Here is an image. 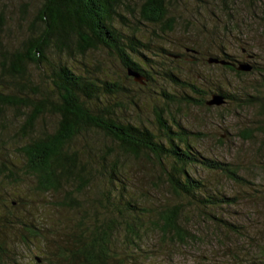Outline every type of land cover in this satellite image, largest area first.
<instances>
[{
    "label": "trees",
    "instance_id": "1",
    "mask_svg": "<svg viewBox=\"0 0 264 264\" xmlns=\"http://www.w3.org/2000/svg\"><path fill=\"white\" fill-rule=\"evenodd\" d=\"M31 4V0L22 3L27 26L14 43L1 35L6 18L4 12L0 13V102L24 117L18 133L26 143L20 152L26 159L27 172L34 178L33 190L42 195L57 194V206L77 211L78 216L71 224L41 221L36 225L19 220L18 232H10L6 227H14L12 218L17 220L18 216L1 210L0 264H29L22 258L23 251L28 258L36 249L39 264H142L157 250L146 248L149 231L158 236L157 252L176 250L195 238L186 226L183 203H165L149 211L136 201L125 174L122 159L126 157L144 156L154 161L161 170L160 181L174 196L189 200L216 224L223 222L217 224L219 230L223 227L246 238L238 226L214 213L236 198L211 192L207 181L196 177L194 170L221 171L232 180L243 178L229 164L204 155L197 143L202 133L188 128L168 105L185 103L188 108L209 109L230 101L240 107L257 104L263 116L258 124L264 129V95L227 92L211 75L201 87L188 83L194 95L179 98L162 93L167 109L161 105L154 108L156 131L124 121L122 112L139 109L135 100L138 92L130 89L129 82L143 90L161 76L179 80L173 68L165 66L166 61L152 56L151 41L141 35V26L146 25L159 27L163 34L174 31L177 18L170 12L174 0H40L34 9ZM185 49L187 53L188 47ZM190 49L198 52L195 47ZM101 50L119 61L123 75H101L96 65L86 60ZM161 50L168 54L166 49ZM155 55L165 58L158 52ZM76 57L82 60L83 68L73 63ZM210 58L229 64L209 62ZM207 63L238 76L257 72L254 64L238 62L224 50L209 54ZM240 64H248L251 69L240 70ZM34 69L41 73L39 81ZM129 72L143 80H136ZM258 73L259 90L263 91L264 68ZM215 91L225 96L224 104H207ZM208 93H212L210 99H206ZM46 116L55 117L53 127H38ZM92 131L110 139L111 146L101 149L95 145L89 135ZM243 136L249 139L250 134ZM78 139H83L80 146L76 144ZM95 177L103 186L97 184V191L92 193ZM249 250L251 253L241 251L248 256L230 252L232 264H264V244L249 246Z\"/></svg>",
    "mask_w": 264,
    "mask_h": 264
},
{
    "label": "rangeland",
    "instance_id": "2",
    "mask_svg": "<svg viewBox=\"0 0 264 264\" xmlns=\"http://www.w3.org/2000/svg\"><path fill=\"white\" fill-rule=\"evenodd\" d=\"M23 1L0 0V13L4 12L6 18L5 30L1 35L13 43L16 42L13 39L20 36L27 26L21 9ZM39 1L31 0L30 8L34 9ZM263 5L264 1L260 4L255 3V0H227L226 3L223 0H174L170 12L176 16L177 24L172 33L163 34L159 27L151 25L141 26L142 38L152 43V56L166 61L165 66L172 67L179 80L176 82L161 76L153 86L143 90L129 82L130 89L134 87V92H138L135 100L139 109L127 107L129 110L122 112L123 120L133 121L156 131L154 108L161 105L167 109L162 93L166 91L179 98L187 94L194 95L188 83L201 87L203 80L211 75L213 79L218 78L219 84L227 92L236 95H264L258 73L264 68ZM161 47L168 54L162 53ZM186 47L189 49L187 53ZM192 47L198 52H193L190 49ZM221 50L238 62L254 64L257 72L238 76L208 64L209 54H221ZM157 52L165 58L156 56ZM74 60L76 66L83 68L80 57ZM86 60L96 65L95 68L101 75L115 78L124 74L119 61L103 50L94 52ZM34 70L35 78L39 81L41 73ZM211 95L212 93L206 94V99H210ZM168 107L188 128L202 133L197 136V143L204 155L229 164L243 178L232 180L221 171L212 172L201 168L194 170L196 177L207 181L211 192L219 191L226 197L236 198L234 203L215 210L214 213L224 221L238 226L246 238L232 234L223 227L219 230L220 226L217 224L223 222L216 224L214 219L189 200L174 196L168 185L160 181L161 170L154 161L144 156L138 159L126 157L122 159L125 174L136 201L149 211L165 203H183L188 221L186 226L195 235L190 242L176 247V250L162 249L157 252L160 247L158 236L149 231L144 242L146 248L157 250L151 260L142 264H232L230 252L233 251V255L248 256L241 251L251 253L249 246L264 244V129L258 124L260 118H263L262 109L257 104L240 107L235 101L209 109L188 108L185 103L171 104ZM23 121L24 117L15 108L0 102V211L9 210L18 216L17 220L12 218L14 227H6L7 231L18 232L17 227L21 226L19 220L36 225H41V221L45 224L56 221L74 223L78 212L58 207L60 197L57 194L42 195L33 190L34 178L27 172L26 159L20 152L26 143V139L18 133ZM54 121V116H46L38 127L52 128ZM89 135L101 149H106L104 146H111L113 143L101 133L92 131ZM243 135H248L249 139ZM218 138L223 141H218ZM82 142L83 139H78L76 144L80 146ZM116 152L121 153L118 149ZM94 184L92 193L97 191V184L103 186L99 177H95ZM241 246H245V249H241ZM32 254V257L30 255L27 258V253L23 251L22 258L27 259L29 264H39L35 259L39 255L38 250Z\"/></svg>",
    "mask_w": 264,
    "mask_h": 264
},
{
    "label": "water",
    "instance_id": "3",
    "mask_svg": "<svg viewBox=\"0 0 264 264\" xmlns=\"http://www.w3.org/2000/svg\"><path fill=\"white\" fill-rule=\"evenodd\" d=\"M209 62H217V63H221V64H229V62H227L226 60H218V59H209ZM238 69L240 70H250L251 67L248 64H240V66L238 67ZM130 75H133L135 77L136 80L142 81L143 78L141 76H139L138 74H135L133 72H129ZM226 101L225 96L219 93L213 94L212 98L210 100H208L207 104L208 105H222L224 104Z\"/></svg>",
    "mask_w": 264,
    "mask_h": 264
}]
</instances>
